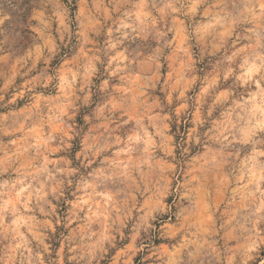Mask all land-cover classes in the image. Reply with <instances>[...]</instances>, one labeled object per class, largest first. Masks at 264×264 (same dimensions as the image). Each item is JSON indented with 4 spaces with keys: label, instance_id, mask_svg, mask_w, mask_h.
Wrapping results in <instances>:
<instances>
[{
    "label": "clouds",
    "instance_id": "clouds-1",
    "mask_svg": "<svg viewBox=\"0 0 264 264\" xmlns=\"http://www.w3.org/2000/svg\"><path fill=\"white\" fill-rule=\"evenodd\" d=\"M0 264H264V0H0Z\"/></svg>",
    "mask_w": 264,
    "mask_h": 264
}]
</instances>
